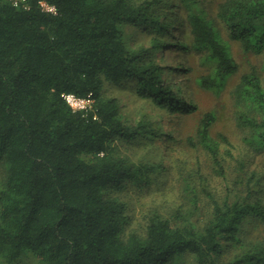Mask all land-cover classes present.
<instances>
[{"label":"trees","instance_id":"1","mask_svg":"<svg viewBox=\"0 0 264 264\" xmlns=\"http://www.w3.org/2000/svg\"><path fill=\"white\" fill-rule=\"evenodd\" d=\"M157 2L0 0V264L31 257L35 264H264V188H254L264 177V81L254 69L241 76L232 98L262 173L254 168L235 181L245 184V193L236 191L231 201L220 202L205 184L212 214L202 226L178 211L176 219L155 212L141 228L128 226L129 200L118 189L125 180L146 183L156 166L115 149L116 140L132 139L146 125L126 123L119 99L105 94L106 84L132 85L172 112L191 106L169 83L167 67L147 58L168 43L169 21L154 10ZM218 23L244 51L262 53L264 0H221L215 16L205 8L189 14L192 47L209 65L197 81L214 91L224 90L239 68ZM141 26L155 35L149 45L131 48L127 29ZM66 93L92 94V107L72 108ZM216 119L215 112L205 113L195 136L224 176L221 144L230 142L212 135ZM250 216L262 234L251 237L245 230Z\"/></svg>","mask_w":264,"mask_h":264},{"label":"rangeland","instance_id":"2","mask_svg":"<svg viewBox=\"0 0 264 264\" xmlns=\"http://www.w3.org/2000/svg\"><path fill=\"white\" fill-rule=\"evenodd\" d=\"M220 2L221 0H158L154 5V10L169 21L170 30L165 38L168 41L165 47L149 52L147 58L167 67L166 78L176 92L180 88V96L191 104L189 108L175 112L162 109L153 98L140 95L135 87L126 83H108L105 86L107 96L119 99L128 125H146L145 130L132 139L116 140L115 149L131 161L153 163L156 166L154 171L147 172L146 183L137 184L125 180L118 189V194L129 200L130 228H141L149 213L157 212L161 216L176 219L177 211L180 212L178 215L202 226L212 214V201L203 190L205 184L220 202L225 199L231 201L238 192L245 193V184L234 185L235 181L245 179L254 168L259 169L256 171L258 175L262 173L261 156L255 155L249 148L244 141V132L237 124L232 90L241 76L253 69L264 81V52L244 51L240 42L230 38L229 29L218 23L223 36L231 41V49L239 65L238 72L229 79L227 87L222 91L206 89L197 81L199 76L209 73V65L203 63L202 54L192 47L189 14L197 8H205L209 16H215ZM154 35L155 32L146 26L128 27L126 39L129 46L135 48L141 44L149 45ZM179 43L187 44L189 49L177 46ZM179 65L187 67V70L170 71V68H177ZM210 111L217 114L211 127L212 135L219 138L223 134L230 142V145L221 144L224 176L216 173L211 156L195 136L203 116ZM243 163L244 168L241 167ZM245 182L248 183L247 180ZM250 186L253 187V183ZM254 188L258 193L264 188V177L259 183L254 182ZM241 195L242 198L245 197ZM245 222V230L249 231L251 237L263 233L261 223L254 217H247ZM32 258L22 264H35ZM188 262H192L190 256Z\"/></svg>","mask_w":264,"mask_h":264},{"label":"built area","instance_id":"3","mask_svg":"<svg viewBox=\"0 0 264 264\" xmlns=\"http://www.w3.org/2000/svg\"><path fill=\"white\" fill-rule=\"evenodd\" d=\"M15 5H19L21 2H26L27 0H12ZM43 7L49 11H56V7L54 5H50L49 3L42 1ZM64 98L66 102L74 109H89L92 107L94 98L92 94L87 96H78L75 93H66L64 94Z\"/></svg>","mask_w":264,"mask_h":264}]
</instances>
